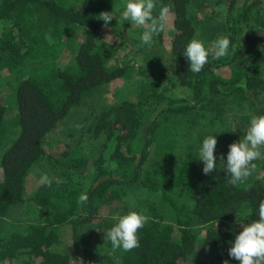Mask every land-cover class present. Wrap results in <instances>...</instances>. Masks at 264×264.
Here are the masks:
<instances>
[{
	"label": "trees",
	"instance_id": "16d2710c",
	"mask_svg": "<svg viewBox=\"0 0 264 264\" xmlns=\"http://www.w3.org/2000/svg\"><path fill=\"white\" fill-rule=\"evenodd\" d=\"M222 1H226L225 18L215 29L203 18L198 0H156L153 15L168 6L172 17V33L161 37L160 32L154 43L172 55L171 71L163 66L161 72H168L190 95L157 91L154 85L161 72L153 64L149 69L154 79L149 84L139 79L140 87L135 88L137 82L127 87L129 94L123 97L114 82L133 77L134 65L121 57L122 62L111 60L104 34L111 26L132 50L133 37L142 28L135 29L121 17L128 0H0V23L5 29L0 36V61L13 68L25 63L31 69L14 87L19 130L0 155V264H70L71 255L94 264H224L225 260L239 264L229 256V249L243 224L259 219L264 183L254 172L264 170V159L254 161L257 167L252 175L233 186L225 170L229 149L209 174L203 168L198 173L188 170V161L194 165L191 144L200 132L185 143L186 159L178 167L165 154L170 155L169 147L160 143V148L154 140L158 126L169 117L182 121L183 115L210 111L220 116L223 107L231 111L223 106L226 97L235 100L236 110L237 104L245 105L254 116L263 115L257 105L264 96V1ZM102 12L114 17L107 26L99 19ZM219 33L231 41L228 55H210L200 73L189 71L183 54L188 43L197 39L209 48ZM61 44L69 46L63 54L68 62L62 67L56 61L62 58ZM46 53L52 55L48 60ZM224 68L230 71L224 73ZM95 95L93 105L78 116L76 107L88 105ZM164 98L168 103L159 106ZM5 112L0 96V134L7 124ZM148 113L149 121L138 134ZM74 126L99 141L92 156L74 138ZM234 142L238 140L227 145ZM170 167L179 170L172 174ZM33 172L40 177L28 188ZM47 172L51 183H40ZM131 185L150 193L160 190V201L169 207L164 212L173 221L156 207L149 208L148 216L144 212L148 208L128 204L123 196ZM172 186L183 199H176L169 190ZM81 194H87V203L79 202ZM26 195L38 207L37 221L4 233L3 220ZM130 211L149 217L137 234L139 247L113 249L105 233Z\"/></svg>",
	"mask_w": 264,
	"mask_h": 264
},
{
	"label": "rangeland",
	"instance_id": "374dc122",
	"mask_svg": "<svg viewBox=\"0 0 264 264\" xmlns=\"http://www.w3.org/2000/svg\"><path fill=\"white\" fill-rule=\"evenodd\" d=\"M200 8L202 9V16L205 20L212 23L213 28H218L217 24H220L223 19L225 18V5L226 1L222 0H198ZM264 1V0H262ZM198 7V5H197ZM195 9V8H194ZM193 9V10H194ZM264 9V8H263ZM264 11V10H263ZM210 14H215L214 17H210ZM158 16V15H157ZM171 12L169 13V22L166 25L165 29L162 31L163 36L170 35L172 33V19H171ZM213 22H212V21ZM134 28L137 29L138 26L134 25ZM142 28V27H139ZM214 29V30H215ZM5 31L3 29L2 24L0 23V36L2 32ZM144 29L142 28L141 31L136 32L137 36L135 35L136 42L132 46V50H127L126 43H124L125 39L121 40V37L114 28L111 26H108L107 32L104 34L105 38L110 35V37L107 40L108 45L110 47V54L112 56H109L111 60L114 59L115 63L122 62V59H128L130 60L134 65V74L133 77H128V79H121L116 80L114 82V89L118 91V95H121L123 97L127 96L129 94L128 90L134 86V83H138L135 88L138 86L140 87L139 79L144 80L146 83L149 84V82L152 79L150 67L153 66V64H156L159 66V70L161 72L162 67L164 66V69L171 71L173 60L172 55L168 51H164L161 48H157V46L154 44L157 40V35L153 36V42L150 45L142 44V41L140 39L141 35L143 34ZM217 30H215L216 32ZM15 32V30H14ZM124 33V30L121 29V34ZM139 34V36H138ZM127 37V36H126ZM224 37L222 35H219L215 37L213 36L211 42H215L218 38ZM128 40V39H126ZM63 45V50L59 53L62 58L56 59L58 61L57 65L64 66L68 62V57L66 55H63L64 52H67L66 49L69 47L67 44H61ZM60 45V46H61ZM164 47V46H163ZM165 48H167V45H165ZM126 55H125V54ZM46 59L52 57V55H49L48 53L45 54ZM124 55V56H123ZM48 57V58H47ZM121 57V58H120ZM143 69V72L140 73L138 70ZM31 69H28V65L25 63L21 66H17L13 68L10 63L7 62V64L3 65L0 61V96L2 97V100L6 106V125L1 131L0 134V155L2 151L5 149L6 145L10 143L12 138H14V135L18 133L19 130V119H18V109H17V103L14 98V87H16V84L18 80L22 77H25L29 74V71ZM230 71L228 68L222 69V72L226 73ZM168 73V72H167ZM167 73H160L156 79L158 84L156 83L155 88L157 91L159 90L164 91L167 95H173L176 97L181 96H189V90L184 87H179L174 83V80L169 76ZM144 82V83H145ZM126 86V87H125ZM125 87V88H124ZM162 88H165L162 89ZM121 89H124L121 91ZM146 91H150V88H146ZM140 91V89H139ZM135 94L137 92H134ZM113 96H115V93L113 92ZM130 96V95H129ZM133 96V94L131 95ZM130 96V97H131ZM110 98H112V94L110 93ZM135 98V97H133ZM96 99V95L92 96L89 100L88 105H82L79 107H76V109H79L78 116L81 114H84L85 110L87 111L88 107L90 105H93V100ZM99 102L102 101L101 98H98ZM234 99H231L229 97H226L223 106H227L231 109L227 110L225 107L222 109L225 111L223 114H220V116H215L214 113L210 111H206L204 114H191V115H183L182 121L177 120L175 117H169L167 120L160 123L158 126L155 135L154 140L157 141V146L160 145V148L162 147L161 144L166 145L169 147L170 155L169 153H165L168 155V160L172 161L171 163L178 167L180 166V163L182 160L186 159V156L183 154V150L185 147V143L188 140H191V136L195 135L197 132H200L202 134L199 138L197 136L195 139H197L195 142H193L191 145L192 148L190 150L191 157L194 165L188 161V163L191 165L190 173H198L203 167V161L199 160V149L202 146L203 140L211 135H214L217 139V145L214 152V155L216 156V163L221 162V156L224 155V153L229 149V144L231 141L235 140L239 142L240 139H243L244 135L246 134L249 126H250V120L254 116L251 111L250 107L245 105H238L236 110V105H234ZM168 103L167 98H164L161 100V105L163 106ZM104 105V102H103ZM102 105V106H103ZM99 106V104H98ZM102 106L98 107L96 110L101 109ZM257 106H262V109L260 108V111H262L264 115V96L261 98L260 104ZM155 110H153L152 114ZM151 114V115H152ZM245 116H248L249 118L247 121L245 120ZM150 114L147 115L144 114V119L141 122L140 128L138 129V134L142 133L145 129V126L147 125V122L149 121ZM187 118V121L185 119ZM243 123V126L241 127V123ZM14 123V124H13ZM82 122L78 121V125H81ZM72 130L74 131V138L78 137L80 139V143L82 146V149L87 152L89 156H92V153H94L97 150V147L99 146V141L92 138L91 135H89L88 131L83 130L84 132H80V129L78 130L75 126L72 127ZM66 133L64 132L65 135ZM202 140V141H201ZM161 143V144H160ZM56 145H59V142L57 141ZM155 143H153L151 146L153 147ZM168 151V150H167ZM153 153L152 149L150 150L149 156ZM176 167H170V169L174 168V170H170L172 174L176 173L179 169ZM40 172V171H39ZM42 172V171H41ZM45 172V171H44ZM35 172L32 173L30 177V181L28 182V188L35 185V182H37V178L35 176ZM45 174H48L45 173ZM171 174V175H172ZM254 175L256 176H262L261 180L264 183V170L263 168H257L254 172ZM87 182V180H85ZM175 195L177 200L183 199L182 195L176 194L177 187L172 186L169 188ZM126 194L123 196L126 198L128 204H130L132 207H139L140 209H146L144 212H147V215L150 216V207H156L160 212L164 210H167L168 204L163 203L160 201V190H157L156 193H150L148 189L141 186H135L131 185L128 186L125 190ZM154 194V195H152ZM131 208V207H130ZM37 212L38 207L35 203H33L29 197L26 195L23 199V202L19 203L17 206L12 209V215H10L9 219H4L3 221V232L8 234L13 230H23L26 226H28L30 223L37 221ZM167 216L168 221H173L169 219V213L164 212ZM119 219V217H118ZM64 236L67 241V245L70 251V232L68 229L64 231ZM82 260L83 264H94L89 262L88 260L78 258L74 255H71V263L70 264H79V261Z\"/></svg>",
	"mask_w": 264,
	"mask_h": 264
},
{
	"label": "clouds",
	"instance_id": "9594fccd",
	"mask_svg": "<svg viewBox=\"0 0 264 264\" xmlns=\"http://www.w3.org/2000/svg\"><path fill=\"white\" fill-rule=\"evenodd\" d=\"M156 8V0H128L121 17L125 21L144 29L140 39L142 44L150 45L153 36L162 32L169 22L170 9L162 6L158 16L153 15ZM111 12H102L99 19L107 26L113 19ZM110 37L107 36L106 39ZM231 41L227 37L218 38L212 47L206 48L202 41L191 40L184 51L189 61V71L200 73L208 63L209 56L220 58L228 55ZM217 139L214 135L206 137L199 149V160L203 161V173L205 175L217 168L216 156L214 155ZM264 115L253 116L250 126L239 142L229 145L226 159V171L231 175L230 183L233 186L245 182L256 169L254 161L264 159ZM221 161H224L221 156ZM62 181L57 180V183ZM40 183L50 184L51 180L44 174ZM87 194H81L80 203H87ZM149 217L130 211L127 215L119 218L118 222L105 233L104 239L110 241L113 249L130 251L139 247L138 232L142 229ZM229 256L238 260L239 264H264V201L259 205V219L248 224H243V230L235 237L233 246L229 249ZM77 264V261H76ZM79 264H83L80 260ZM224 264H228L225 260Z\"/></svg>",
	"mask_w": 264,
	"mask_h": 264
}]
</instances>
